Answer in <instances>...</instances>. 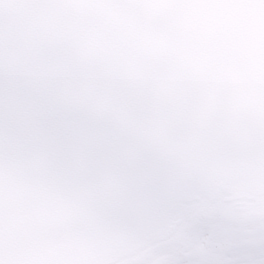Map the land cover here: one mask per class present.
<instances>
[{"label":"snow or ice","instance_id":"1","mask_svg":"<svg viewBox=\"0 0 264 264\" xmlns=\"http://www.w3.org/2000/svg\"><path fill=\"white\" fill-rule=\"evenodd\" d=\"M147 6L0 0V264H264V91Z\"/></svg>","mask_w":264,"mask_h":264},{"label":"water","instance_id":"2","mask_svg":"<svg viewBox=\"0 0 264 264\" xmlns=\"http://www.w3.org/2000/svg\"><path fill=\"white\" fill-rule=\"evenodd\" d=\"M148 4L139 14L165 22L184 57L198 70L212 71L237 106L261 103L264 0H148Z\"/></svg>","mask_w":264,"mask_h":264}]
</instances>
